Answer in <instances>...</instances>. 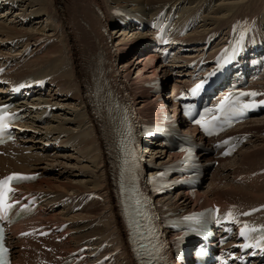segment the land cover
I'll list each match as a JSON object with an SVG mask.
<instances>
[{
    "label": "bare ground",
    "instance_id": "6f19581e",
    "mask_svg": "<svg viewBox=\"0 0 264 264\" xmlns=\"http://www.w3.org/2000/svg\"><path fill=\"white\" fill-rule=\"evenodd\" d=\"M216 1L8 2V6L13 7L10 9L11 16L7 18L6 10L1 12L0 54L16 57L8 69L15 70L11 77L22 80L27 76L35 78L51 76L56 82L54 92L33 96L26 103H21V106L30 110L43 103H51L57 107L53 118L46 119L40 125L35 124L38 123L36 118L30 123L26 122L24 129L27 136L0 147V178L9 176L12 172L38 175L36 181L18 188L24 195H33L39 201L38 205H41L42 210L22 218L13 223L12 228L10 227L12 233L9 238L14 248L13 264H65L69 261L72 264L79 257L85 264H141L138 249L133 250V245L130 247L131 222L125 219L124 212L120 213L118 208L115 152L112 147L110 126L104 125L103 116L93 108L95 95L89 90L90 75L87 71L91 69L94 73L91 64L95 61L92 57L99 50L100 38L104 41L105 33L101 32V29L104 24H108L106 19L112 12L114 4L143 5L147 14L156 19L161 17L158 11L169 2H172L173 6H182L175 30L187 23L190 24L191 20L197 23L193 30L182 35V45L196 49L185 56L179 55L178 59L187 64L199 57L201 51L198 50L203 47L202 41L207 38L208 33L213 34L226 29L231 31L232 27H236L234 24L239 23L240 18L243 19V24L250 27L258 22L256 33L264 32V0H234L231 4L221 3L215 6ZM7 19L9 22H5ZM259 22L263 24L262 29ZM163 25L168 27V31L172 30V25ZM125 33L121 31L120 35L116 34L117 41L130 45L132 53L128 55L134 56L128 60L126 59L128 55L126 57L123 52L119 53L118 60H124L121 63L122 68L118 70L114 65L111 67L107 80L114 89L115 96L121 93L120 84L123 86L126 78L128 80L126 84L129 82L133 86V92L137 96L135 102L147 116H153L155 111L165 112L164 105L171 97L151 93L150 86L153 85V80L160 79L166 83L169 74L172 77L175 75L178 76L177 81L183 85L188 81L185 89H189L197 82L193 79L196 71L185 69L182 67L184 65L176 67L174 63L154 65L157 57L153 50L151 52V48L145 47L148 41L135 45L137 40L144 38V35L139 38L136 36L137 31L124 36ZM42 38L48 41L37 44L36 41ZM31 45L36 52L29 50ZM146 51L150 52L149 57L141 67L142 61L139 58H142ZM4 67V63L0 61V70ZM134 71L136 77L132 76ZM200 76L202 74L198 77ZM3 89L1 87L0 92ZM13 90H19L16 81ZM103 99L101 98V102ZM262 115V120L254 118L235 132L249 134L250 139L244 142L243 147L229 163L227 162L231 157L219 161L208 178L205 190L199 192L196 198L188 194L164 197L163 204H174L176 208L182 207L188 211L191 209L189 207L192 199L195 198L196 203L203 199L201 206L217 204L227 214L231 211L232 216L235 219L238 217L240 221L246 219V212L264 206V173H261L264 170V114ZM55 140L57 144L52 145ZM162 145L163 141L156 142L152 144L153 148L146 150L151 153L149 157H156L159 163L167 160L166 149ZM44 149L52 152L72 150L79 155L58 154L54 151L53 154L57 155L51 156L50 153L41 151ZM49 157L53 158L48 166H45L43 162ZM44 170L49 177L43 176L46 175ZM54 200H60L64 208L56 211L46 222L41 219V214L54 209L51 203ZM72 209L74 212L78 209L80 211L69 215ZM250 219L261 223L264 221V211L258 212ZM92 224V231L87 230ZM55 227L59 229H56L54 234L60 230L66 231L59 237L53 236V230H50ZM30 231L31 233H28ZM175 236V234L167 236L169 243ZM238 240L239 238L235 236L232 245L240 247L241 251L243 246ZM99 251L100 253L96 254ZM164 254L165 249L155 252L147 257L144 264H164L162 258ZM172 264L182 263L176 261Z\"/></svg>",
    "mask_w": 264,
    "mask_h": 264
},
{
    "label": "rangeland",
    "instance_id": "374dc122",
    "mask_svg": "<svg viewBox=\"0 0 264 264\" xmlns=\"http://www.w3.org/2000/svg\"><path fill=\"white\" fill-rule=\"evenodd\" d=\"M224 1V2H223ZM234 2V0H217L216 2H215V6H218L219 4L221 5V3H224V4H231V3H233ZM128 6H131V7H136L137 9H143V11H144V14H147V11H146V9H145V7L143 6V5H137V4H133V3H130V4H128ZM143 6V7H142ZM9 16H11V14L9 15ZM35 19H33V21H34ZM5 22H9V19H7ZM11 24H14V23H11ZM45 24V22H43V25ZM243 27V26H242ZM248 27H250V25L248 26ZM142 36V35H141ZM141 36H139V38H141ZM125 44L126 43H123V44H121V47L120 48H124V46H125ZM150 52H147L146 51V54L144 55V56H142V58H139V59H141V61H142V66L141 67H143V64H144V62H145V60H147V58L149 57V54ZM127 55L128 54H126V57H127ZM121 56V55H120ZM129 57H127L126 59H128V60H130L134 55H128ZM138 59V58H137ZM136 60V59H135ZM120 61V65H121V63H122V61H124L123 59H121V60H119ZM136 62H137V60H136ZM153 64L154 65H158V63H157V60H155V62H153ZM161 64V63H160ZM120 65H119V67H120ZM121 68H122V66H121ZM119 70V69H118ZM132 76L133 77H136L137 76V74H136V71H134L133 72V74H132ZM173 76H175V75H173ZM171 77L172 76H170V74H169V76H168V79H167V81L168 80H170L171 79ZM173 78V77H172ZM171 99H169V101H170ZM261 117V118H260ZM256 118H259V119H263V115H259V116H257ZM36 130V129H35ZM62 132V131H61ZM55 133V132H54ZM263 136H264V134H263ZM47 145V144H46ZM44 148V147H43ZM41 151H43V152H45V153H50V155L52 154V155H54V156H56L57 154H53V152L55 151V150H53V152L52 151H48L47 149H44V150H41ZM55 153H58V154H65V155H67L68 153H75L74 151H72V150H70L69 152L68 151H65V150H62V151H59V152H57V150L55 151ZM76 155H79L78 153H75ZM51 155V156H52ZM52 158L53 157H49V158H47V160H45V162H43L44 163V165L45 166H48L47 164L52 160ZM72 159H74V158H72ZM232 160V158H229V160H228V162L227 163H229L230 161ZM53 167V166H52ZM229 167V166H228ZM230 169V168H229ZM71 170H73V168L71 169ZM45 171V170H44ZM45 173H46V171H45ZM262 174L264 173V170H263V172H261ZM87 175H89V174H87ZM225 175V174H224ZM44 177H49L50 175H47V173H46V175H43ZM253 177H255V176H253ZM203 190H205V189H203ZM202 191V190H201ZM42 198V197H41ZM52 203V206L54 207V209H51V210H49V211H47L46 213L44 212L43 214H41V219L42 220H46V222L49 220V218L53 215L54 216V214L56 213V211H58L59 209H61V208H64V206L62 205V203H61V201L60 200H54V201H52L51 202ZM193 203H195L194 201H192L191 202V206L189 207V208H192L193 207ZM77 211H80V209H78ZM77 211H75V212H77ZM74 212V210L72 209V212L69 214V215H71L72 213ZM74 212V213H75ZM73 213V214H74ZM46 215V216H45ZM52 216V217H53ZM79 220V222H82L81 221V219H78ZM77 220V221H78ZM87 223L89 222V221H86ZM67 228V227H66ZM56 229H59V227H55L54 229H51L50 231H52L53 233V236H56V237H59L62 233H64L65 231H66V229L64 230V231H57L55 234H54V232L56 231ZM92 229H93V224L92 225H90L88 228H87V230H90V231H92ZM92 244V242H90V245Z\"/></svg>",
    "mask_w": 264,
    "mask_h": 264
},
{
    "label": "snow or ice",
    "instance_id": "6c2138e0",
    "mask_svg": "<svg viewBox=\"0 0 264 264\" xmlns=\"http://www.w3.org/2000/svg\"><path fill=\"white\" fill-rule=\"evenodd\" d=\"M201 87V85L197 86V89ZM193 91H196V89H194ZM240 95H251V96H256L257 93H241ZM227 99V98H226ZM262 104H264V101H261ZM224 104L225 102H221V105L219 106L221 109L224 108ZM255 105H244L245 108L248 107H254ZM6 107V106H5ZM5 119V117H0V127H7L6 123H3V120ZM197 123H201V121H197ZM227 143V142H225ZM35 177H31V176H26L23 174H12L6 178H4L3 180H0V210H2L3 212L7 213V211L13 206L12 204L8 203V196L10 193H12L14 191V189H12L9 184L12 181H23V180H30V179H34ZM248 213H245V215H247ZM229 216H232V212L230 211L228 213ZM248 225H244L243 228L241 229V236L246 235V232L244 229H248ZM251 231H258L257 229L253 228L251 229ZM261 239H264V236L261 237Z\"/></svg>",
    "mask_w": 264,
    "mask_h": 264
}]
</instances>
